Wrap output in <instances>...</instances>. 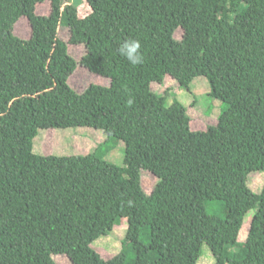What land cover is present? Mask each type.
I'll use <instances>...</instances> for the list:
<instances>
[{
  "label": "trees",
  "instance_id": "1",
  "mask_svg": "<svg viewBox=\"0 0 264 264\" xmlns=\"http://www.w3.org/2000/svg\"><path fill=\"white\" fill-rule=\"evenodd\" d=\"M85 2L79 18L65 0H0V264L112 263L91 246L120 219L119 264H197L203 244L214 264H264V184L250 185L264 174V0ZM129 40L140 64L119 52ZM70 45L85 48L79 62ZM77 66L109 84L75 90ZM167 77L186 91L206 78L226 105L216 123L191 130L186 107L152 89ZM83 127L106 137L88 154L33 153L39 130ZM119 142L124 167L105 159ZM141 170L157 178L150 194Z\"/></svg>",
  "mask_w": 264,
  "mask_h": 264
},
{
  "label": "rangeland",
  "instance_id": "2",
  "mask_svg": "<svg viewBox=\"0 0 264 264\" xmlns=\"http://www.w3.org/2000/svg\"><path fill=\"white\" fill-rule=\"evenodd\" d=\"M78 6L79 18H85L90 15L91 11L85 0H65V6L68 4ZM64 6V7H65ZM36 12L39 15L46 16L50 12V3L45 2L37 4ZM63 19H65V10L63 8ZM14 32L17 36L28 38L30 35V27L26 18H21L15 25ZM59 37L63 41H69V31L65 28L63 20L59 28ZM180 31H177L176 37L180 38ZM69 52L78 62L85 53L83 46H69ZM108 85L109 81L104 80L101 76L95 75L87 71L81 66H77L75 72L69 79V85L77 91L85 88L86 85ZM152 89L158 95L166 93L167 106L172 105L174 100L180 102L187 109L190 117V128L193 131H205L209 125L215 124L218 116L225 109V104L220 100L211 98L210 86L206 78L197 77L190 85V91L181 89L175 80L167 77L163 84H153ZM105 135L101 130L93 128H68L56 130H39L37 137L33 140V153L37 155H53V156H84L94 149L98 144L105 140ZM125 144L119 142L106 155L105 159L119 167H124ZM142 185L146 193L153 190L157 183V178L149 171L141 170ZM264 174H259L252 178L251 187L258 192L263 187ZM253 212L250 211L244 218L243 226L239 234V241H245L249 222ZM127 231V221L120 219L115 225L113 232L108 236L98 238L92 248L99 253L102 258L109 264H117V255L121 252L123 242ZM56 264H73L71 259L66 255L52 256ZM214 256L207 244H203L201 256L197 264H214ZM119 264V262H118Z\"/></svg>",
  "mask_w": 264,
  "mask_h": 264
},
{
  "label": "clouds",
  "instance_id": "3",
  "mask_svg": "<svg viewBox=\"0 0 264 264\" xmlns=\"http://www.w3.org/2000/svg\"><path fill=\"white\" fill-rule=\"evenodd\" d=\"M141 44L138 40H129L124 42L119 52L124 56L132 65H137L142 62V56L140 54ZM131 103V101H129Z\"/></svg>",
  "mask_w": 264,
  "mask_h": 264
}]
</instances>
